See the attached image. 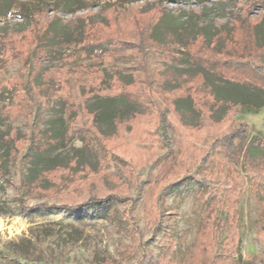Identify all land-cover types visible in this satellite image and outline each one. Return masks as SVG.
Returning a JSON list of instances; mask_svg holds the SVG:
<instances>
[{
	"label": "rangeland",
	"instance_id": "rangeland-1",
	"mask_svg": "<svg viewBox=\"0 0 264 264\" xmlns=\"http://www.w3.org/2000/svg\"><path fill=\"white\" fill-rule=\"evenodd\" d=\"M162 11L153 32L156 44L148 36ZM256 18L262 20L255 39L250 22ZM263 41L264 0H0V264L32 257L43 264H155L149 258L139 263L142 249L95 206L64 205L91 194L127 195L114 206L122 216L132 211L142 241L159 262L167 257L163 233L170 226L171 233L185 231V238L176 239L183 249H175L171 264L200 258L209 264L214 252L186 250L206 206L195 197L197 180L222 200L214 205L221 229L213 240H224L230 223L240 240L234 253L219 250L215 260L264 264V184L254 186L251 173L211 148L232 124H246L252 136L264 139V107L250 112L232 107L222 120H210V109L218 118L224 105L210 106L212 95L201 75L218 96L215 89L227 84L206 65L244 75L240 63L250 61L247 56ZM143 52L147 61L141 68ZM143 75L152 82V105L139 90L145 88ZM177 82L181 86L173 89ZM117 93L142 100L144 112L119 123L99 149L82 103L92 94ZM187 96L201 117L197 127L182 124L175 110L178 98L176 106L190 108ZM124 103L89 99L101 131L112 128L118 107L127 112ZM162 115L172 127L166 135ZM66 125L70 139L63 136ZM8 131L19 137L12 151L4 139ZM37 132L48 149L30 160L23 155L33 135L37 142ZM207 152L214 154L207 160L210 170L202 163ZM69 157L73 163L50 170L33 187L26 182L29 168L36 172ZM170 184L159 205L160 191Z\"/></svg>",
	"mask_w": 264,
	"mask_h": 264
},
{
	"label": "trees",
	"instance_id": "trees-1",
	"mask_svg": "<svg viewBox=\"0 0 264 264\" xmlns=\"http://www.w3.org/2000/svg\"><path fill=\"white\" fill-rule=\"evenodd\" d=\"M134 1V0H129ZM162 1V0H161ZM163 16V11L159 14L158 19L156 22L152 25L149 31L148 38L153 43L159 44L158 39H156L153 36L154 29L159 25L160 19ZM32 19V18H31ZM261 18H256L254 21H251L250 28H251V34L253 38H255V27L261 22ZM33 18V22H34ZM48 26V24H46ZM48 31V28H47ZM195 36V35H194ZM193 40H188V42L185 43V48L190 47V45L194 42ZM256 39V38H255ZM172 43L175 45V41H172ZM209 45V44H208ZM257 46V50L254 54H249L247 56V59L250 61H244L241 62L240 65L245 69L244 75H234L230 74L225 71H216L212 66L208 63L206 65V68L209 69L212 73H214L216 76H218L221 80L225 81V84H227L225 87L216 88L215 91L217 92L218 96L210 87V85L207 83L206 78L203 73L202 79L203 83L206 87L209 88V92L212 95L213 104L210 105L211 107H214L217 105V103H222L224 105V108L222 109L221 115L218 118H215L213 116V109H210L209 112V118L213 121H220L222 120L227 113L230 111L232 107H236L239 111V109L244 111H255L258 108L264 107V41L259 43ZM142 47V46H141ZM123 50V47H122ZM144 51V50H143ZM190 55V54H189ZM192 56V55H190ZM199 57H196V60ZM195 59V58H194ZM147 61V55L145 52H143L142 58L140 59V67L144 68L145 62ZM238 63L240 60H237ZM204 67V66H203ZM146 74V73H145ZM144 78V86L145 88H139V90H142V99L146 102L152 105V100L150 99V96L148 95V90L152 88V82L150 80L149 75H143ZM181 86V82H177L172 88H179ZM171 89V88H170ZM93 97L98 98H107V99H114V98H121L125 103L124 106H126L127 112H123L121 107H118L116 110H114L113 114L111 115V122H112V128L108 131H101L97 124V111L95 109L89 108L88 101L89 99ZM221 98H224V100H220ZM189 100L190 108L189 109H182L178 106H176V100H174L175 104V110L178 114L179 120L182 124L197 127L200 125L201 117L197 109L194 107V103L190 97H184ZM83 104V109L85 110L86 114L90 116V125L91 127L96 131V136H98V139H94L93 145H98L99 149L103 148L101 144V140L103 137H109L113 136L117 131V126L119 123L129 120L130 118L136 116L137 114L144 112L143 102L142 100H137L136 98H133L129 93H117V94H92L89 96ZM122 111V112H121ZM39 115L38 112L36 113V116ZM167 116L162 115L161 116V122H162V129H163V135H166V129L169 128V131L172 132V127L170 126L169 122L166 121ZM66 125L64 129L63 136L65 139H70L72 137V134H69V126ZM78 132V131H77ZM81 132V131H80ZM79 132V133H80ZM37 136L39 138H36L37 142H34L35 135L31 137V144L29 148L24 152L23 156L29 157L31 160L36 153L43 152L44 150L48 149V147L44 144V142H40L41 138L43 137L42 132H37ZM44 138V137H43ZM86 139V135L84 134L82 139ZM4 139L6 140L8 147L11 149H15V140H18L19 137H13L11 131L7 132V137ZM216 140L211 144L212 149H217V151L222 152L226 156H228L231 160L232 165H235L236 167L242 168L245 172L251 173L253 176V185L257 186L259 183L264 184V139L259 138L258 136H252L250 131L248 130V127L246 124L239 123L237 125H231L229 130L220 135L219 137L215 138ZM52 144V143H50ZM93 147V146H92ZM94 148V147H93ZM104 152V151H103ZM103 154V153H102ZM214 154H210V152L206 153L205 156L202 158V163L205 164V166L210 170V167L208 166L209 162L208 159H212ZM74 158H67L65 159L64 163H58L53 165L52 167L43 168L42 170H38L36 172H33L32 169L29 168V172L26 176V182H28V185L31 184L33 187V184L36 183L37 180L44 178L45 174L49 172L50 170H53L57 167H66L70 165V163H73ZM76 165L80 163V161L74 162ZM81 165H84L82 163ZM172 165V163H171ZM211 173V172H210ZM241 177V176H240ZM242 177L240 178L241 181ZM182 183V182H181ZM37 184V183H36ZM184 184V183H182ZM238 184V183H236ZM241 184V182H239ZM24 185V184H23ZM30 185V186H31ZM173 184L166 186L165 188L160 191L159 197H158V204H162V196L171 190ZM193 186L196 190L195 197L200 204L206 203L205 209L203 211V214L201 215L200 219L196 222V231H195V241L190 243L186 250L190 253L191 250H197V248H201L203 250H206L207 252L213 253L214 252V259L209 264H220V261L217 262L215 259H218V252L225 251L229 253H234L238 247L239 244V237L232 234L234 224L230 223L227 228H225V231H223L224 234V240H220L217 238V240H213L214 234H219L218 231H220L221 228H219L217 221H215V217L217 216V212H215L214 206L215 204L219 205L222 204V200L219 198L218 194L216 193V189H212V187H207V185L203 186L201 185L200 181H193ZM128 197L125 194H121V196L115 195V196H101L97 194H91L89 196H86L84 200H81L79 202L75 203H65L69 210H75V209H82L87 208L89 206H95L98 214H100L104 219H109L111 223L114 225V227L120 231L124 236L128 237L135 246L140 247L143 251V254L141 258L139 259V263L142 260H146L149 258L152 263L155 264H171V258L173 257L175 253V249L180 248V243H177V237L185 238V231L171 233V227L167 226L165 229V234L167 236V239L169 240L168 247L164 250L165 255L167 257H163V261L159 262L157 259L153 258L149 253V248L147 247V244L142 241L141 234L139 231V228L136 224L134 215L131 216L132 211L127 210V215L122 216L121 213L115 208L114 203L116 200H122ZM208 200V201H207ZM207 201V202H206ZM213 202H215L213 204ZM227 212V211H226ZM228 214V213H227ZM170 232V233H169ZM178 244V245H177ZM171 247H173V250H170ZM183 249V248H180ZM179 249V250H180ZM191 249V250H190ZM185 250V249H184ZM191 251V253L195 252ZM35 255V254H34ZM37 256V254H36ZM204 258L196 259L194 262H191V264H206ZM158 261V262H157ZM16 264H43L40 262L36 257H32V259L29 261L24 262H18L16 261Z\"/></svg>",
	"mask_w": 264,
	"mask_h": 264
}]
</instances>
